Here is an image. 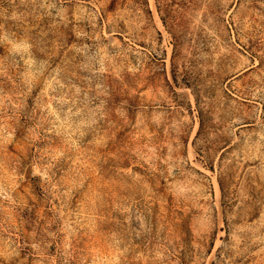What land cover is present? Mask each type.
Returning <instances> with one entry per match:
<instances>
[{
  "label": "rangeland",
  "instance_id": "374dc122",
  "mask_svg": "<svg viewBox=\"0 0 264 264\" xmlns=\"http://www.w3.org/2000/svg\"><path fill=\"white\" fill-rule=\"evenodd\" d=\"M0 264H264V0H0Z\"/></svg>",
  "mask_w": 264,
  "mask_h": 264
},
{
  "label": "trees",
  "instance_id": "16d2710c",
  "mask_svg": "<svg viewBox=\"0 0 264 264\" xmlns=\"http://www.w3.org/2000/svg\"><path fill=\"white\" fill-rule=\"evenodd\" d=\"M149 3V2H148ZM115 6V3L111 6V8H113ZM204 125H205V122H204V120H203V118L201 119V128H200V130H199V134H198V137L200 136V135H202V132H203V130H204ZM221 187H222V190H223V197L226 199V196H227V192H226V186H225V184L221 181ZM224 204H225V209H226V211H227V208H226V204H228L227 202H226V200H224Z\"/></svg>",
  "mask_w": 264,
  "mask_h": 264
}]
</instances>
